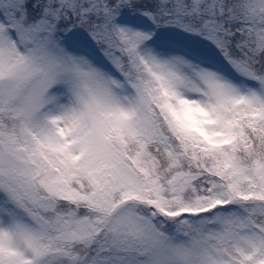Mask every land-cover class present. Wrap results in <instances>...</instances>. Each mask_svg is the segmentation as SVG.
I'll return each mask as SVG.
<instances>
[{
    "label": "snow or ice",
    "instance_id": "obj_1",
    "mask_svg": "<svg viewBox=\"0 0 264 264\" xmlns=\"http://www.w3.org/2000/svg\"><path fill=\"white\" fill-rule=\"evenodd\" d=\"M0 264H264V0H0Z\"/></svg>",
    "mask_w": 264,
    "mask_h": 264
}]
</instances>
